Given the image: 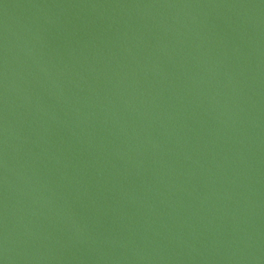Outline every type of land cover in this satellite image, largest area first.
<instances>
[{"label":"water","instance_id":"1","mask_svg":"<svg viewBox=\"0 0 264 264\" xmlns=\"http://www.w3.org/2000/svg\"><path fill=\"white\" fill-rule=\"evenodd\" d=\"M0 264H264V0H0Z\"/></svg>","mask_w":264,"mask_h":264}]
</instances>
